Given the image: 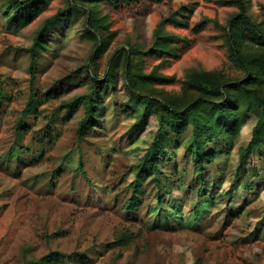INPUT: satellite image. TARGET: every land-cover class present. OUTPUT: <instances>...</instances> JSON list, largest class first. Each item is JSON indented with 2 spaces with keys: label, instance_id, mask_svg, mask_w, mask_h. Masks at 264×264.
I'll list each match as a JSON object with an SVG mask.
<instances>
[{
  "label": "rangeland",
  "instance_id": "1",
  "mask_svg": "<svg viewBox=\"0 0 264 264\" xmlns=\"http://www.w3.org/2000/svg\"><path fill=\"white\" fill-rule=\"evenodd\" d=\"M235 1L134 0L113 9L88 0H49L34 20L18 26L16 17L7 23L0 0V264H23L50 251L82 252L89 264H264V156L249 155L237 172L239 149L251 138L254 118L240 125L231 148L211 142L216 155L198 196L187 183L202 175L193 174L181 158L190 128L169 151V164L158 160L149 168L152 177L136 181L157 119L150 116L142 123L123 107L133 106L125 86L128 58L136 75L161 65L159 73L175 77L164 85L140 83V89L153 95H180L191 69L241 78L244 71L230 58L226 42L228 22L239 12ZM245 1L251 22L264 29V0ZM68 8L71 16L46 31L47 48L37 56L31 74L28 49L45 19ZM89 13L92 26H101L98 38L109 40L100 52V40L96 45L86 31ZM170 14L187 22L186 27L166 25L160 32L175 37L179 58L151 53L155 29ZM185 38L190 44L183 48ZM116 53L117 66H111L115 88L109 84L95 97L100 115L79 139L82 107L69 117L58 107L88 90V74L104 79ZM48 91L55 96H43ZM33 95L39 103L26 119L29 130L17 138L18 121ZM50 119L51 136L45 138ZM155 174L164 175L159 183L163 205L156 200ZM233 180L236 190L229 195ZM133 181L136 189L130 187ZM139 187L144 199L133 200L132 191L138 193ZM129 203L134 210H125ZM122 235L128 242L120 246L116 241Z\"/></svg>",
  "mask_w": 264,
  "mask_h": 264
},
{
  "label": "trees",
  "instance_id": "2",
  "mask_svg": "<svg viewBox=\"0 0 264 264\" xmlns=\"http://www.w3.org/2000/svg\"><path fill=\"white\" fill-rule=\"evenodd\" d=\"M133 1L88 0L91 4L105 3L113 9H120L122 4H130ZM235 2L238 5L239 12L232 16L228 22L229 31L227 32L226 42L230 58L244 71L241 78H227L220 71L191 69L182 81L180 95H153L140 89V83L148 82L150 84L164 85L174 81L175 77L159 73L158 69L161 65L154 67L147 75L140 73L136 75L131 72L129 58L126 60L127 63L124 66L125 86L130 93L129 103L133 104V106H129V104L123 106L126 108V115L132 116L134 119L136 117L140 118L142 123L150 116H155L157 119V129L153 140L150 142L151 145L145 150L137 165L136 181L142 176H145L144 180L152 177L153 173L149 171V168L155 166L154 163L158 162V160L167 162L165 160L169 156V151L183 141L184 135L187 134L189 128V137L184 140L183 148L185 151L181 158L182 162L185 163L184 165L192 166L193 174L198 172V175H202L201 177H197V175L192 177V181L187 183V188L191 191H196L198 196L201 195L206 186V178L203 174L216 155L215 151L211 150V142L215 141V145L218 144L219 146L220 144L222 147L231 148V142L239 135L240 125L251 117L254 118L255 124L252 127L251 138L247 146L239 149L240 165L237 169L238 174L242 172V164L249 155L264 156V29L251 22L247 14V1L236 0ZM41 3L43 4H38L33 0H3L1 8L5 12L4 16L8 24L14 23L16 17V24L24 26L41 13L43 8L48 5L49 0H44ZM69 9L57 11L54 15L45 19L43 27L39 30L32 46L28 49L31 58L29 64L31 74H34L37 56L42 50L47 48L46 31L52 26H59L61 22L71 16ZM89 12L91 13L90 10ZM90 13L86 19V31L96 45L100 40L101 44L96 50L100 52L109 45V40L104 35H102L103 38H98L97 34L99 32L100 34L102 33L100 31L101 26L98 24L94 27L92 26L93 20ZM204 23V21L198 23L194 29L201 28ZM166 25L186 27L187 22H182L174 14H170L167 18L160 20L154 32L155 41L152 45L151 53L167 58H179L181 51L177 45L173 44L175 37L164 36L160 33ZM88 27L92 28L93 31ZM248 43H252L253 50H248ZM184 44L183 48L188 47L190 44L189 40L185 38ZM109 62L110 67L104 79L88 74V90L85 93L62 101L58 107V110H66L65 115L68 117L76 112L79 107H82L84 116L79 120L78 124L79 139L92 130L91 127L95 118L100 115L95 97L101 92H106L109 89V84L115 88L112 83L113 68L117 66L118 53L114 54ZM50 93L51 91H48L43 96H47ZM55 94V92L51 93L53 97ZM38 103L39 98H35V95L29 99L17 124V138L26 134L29 130L30 124L26 123V119L34 114ZM52 121L53 119H50L43 129L42 136H45V138L51 136L50 125ZM16 142H19V140L17 139ZM79 169H83L81 165ZM167 174L170 173L167 172ZM238 174L235 179L239 176ZM175 176H177V171ZM155 177L158 181L155 183L156 200L160 205H163L164 201L159 192V183L161 178L164 179V175L157 176L155 174ZM197 180H202L200 184L198 182V186L195 183ZM136 181L131 182L130 187H135L136 189L138 187ZM165 181L169 184L167 180ZM139 188L138 193L132 191L131 198L133 200L136 198L144 199L143 196H139V193L143 195V189ZM235 190L236 184L233 180L228 194L230 195ZM133 206L134 203H129L125 210L132 211L134 210ZM126 238L122 235L117 239L116 243L121 246L128 242ZM23 264H89V259L82 252L66 255L60 251H50L39 258L26 260ZM193 264H200V262L197 261Z\"/></svg>",
  "mask_w": 264,
  "mask_h": 264
}]
</instances>
